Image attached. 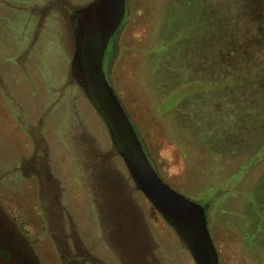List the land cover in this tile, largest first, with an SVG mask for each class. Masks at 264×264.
<instances>
[{"label": "rangeland", "instance_id": "obj_1", "mask_svg": "<svg viewBox=\"0 0 264 264\" xmlns=\"http://www.w3.org/2000/svg\"><path fill=\"white\" fill-rule=\"evenodd\" d=\"M90 1L0 0V248L20 264H195L71 72L70 15ZM197 2L125 0L103 67L158 174L208 205L219 263L264 264V178L245 166L236 186L240 157L193 138L214 113L193 83L221 75L199 54Z\"/></svg>", "mask_w": 264, "mask_h": 264}, {"label": "trees", "instance_id": "obj_2", "mask_svg": "<svg viewBox=\"0 0 264 264\" xmlns=\"http://www.w3.org/2000/svg\"><path fill=\"white\" fill-rule=\"evenodd\" d=\"M197 4L199 54L203 62L216 63L221 75L215 81L205 78L193 83L194 88L211 91L214 110L203 122L197 120L206 127L193 136L194 141L221 157L229 151L227 162L240 157L231 170L236 186L246 167L249 172L256 169L260 183L264 178V0H198ZM208 96L204 93L201 100V112L206 114ZM226 96L232 100L222 105ZM225 112L231 117L226 118ZM197 114L192 118H198ZM0 256L6 264H20L11 256L6 259L1 248Z\"/></svg>", "mask_w": 264, "mask_h": 264}, {"label": "water", "instance_id": "obj_3", "mask_svg": "<svg viewBox=\"0 0 264 264\" xmlns=\"http://www.w3.org/2000/svg\"><path fill=\"white\" fill-rule=\"evenodd\" d=\"M125 15V0H91L72 12L71 72L104 120L135 187L174 229L195 264H220L207 225L208 205L185 196L158 174L106 77L104 54Z\"/></svg>", "mask_w": 264, "mask_h": 264}, {"label": "flooded vegetation", "instance_id": "obj_4", "mask_svg": "<svg viewBox=\"0 0 264 264\" xmlns=\"http://www.w3.org/2000/svg\"><path fill=\"white\" fill-rule=\"evenodd\" d=\"M74 11V10H73ZM72 11V12H73ZM70 17H71V15H70ZM109 47V46H108ZM108 49V48H107ZM107 49H106V51H107ZM106 51H105V54H104V62H105V58H106Z\"/></svg>", "mask_w": 264, "mask_h": 264}]
</instances>
